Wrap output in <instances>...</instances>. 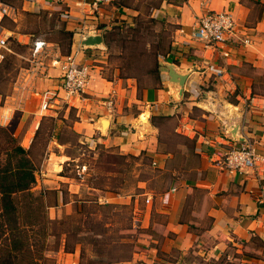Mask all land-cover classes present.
<instances>
[{
    "label": "crops",
    "instance_id": "0c3cea01",
    "mask_svg": "<svg viewBox=\"0 0 264 264\" xmlns=\"http://www.w3.org/2000/svg\"><path fill=\"white\" fill-rule=\"evenodd\" d=\"M20 2L23 11L55 13L65 29L73 32L70 55L91 67L83 98L63 108V119L69 120L71 113L75 116L69 127L74 144L96 143L103 150L99 157H133L140 162L136 165L157 173L159 186L155 183V188L146 190V182L139 184L142 193L133 196L134 206H130L132 229L140 230L136 250L130 260L114 264H264V210L258 204L264 190V162L254 171L235 174L226 173L219 162L231 149L247 145L264 158V88L260 87L264 85L260 79L264 76V0H162L152 17L169 24L171 49L159 59L161 83L147 85L139 95L135 79H120L117 71H108L103 43L80 48L81 21L88 29L83 31L84 39L101 36L117 21L128 22V16L135 15L130 9L111 3L94 11L78 0ZM205 10L227 12L235 20L234 33L227 41L228 60L219 59L193 37L195 20ZM15 14L13 9L7 16ZM246 38L251 44L242 46ZM37 40L45 43L40 54L44 62L38 67L33 63L20 73L12 92L0 96V126L11 127L14 133L27 122L38 129L42 118H53L55 128L60 129L61 120L54 116L63 105L58 83L67 56L60 55L58 45ZM22 43L30 40L24 38ZM170 66L185 76L183 87L170 81ZM209 66L221 73H211ZM111 93L114 107L109 113L102 101ZM43 103L49 104L48 111L41 110ZM14 115L17 124L11 126ZM105 119L109 122L106 129L102 126ZM169 123L172 128L167 131ZM54 134L49 143L57 153L49 154L42 171V186L52 196L47 204L49 219L72 213V204L64 200L60 186L69 197L77 198L75 202L122 204L119 193L85 185L84 179L63 173L72 158L67 154L68 144L59 132ZM101 162L98 170L117 174V169L104 170ZM84 194L95 197L81 198ZM140 196L145 203L149 200L144 210L137 207ZM151 196L156 197L154 202ZM77 248L66 253L59 245L45 256L54 264L57 255L63 254L59 262L72 256V264H79Z\"/></svg>",
    "mask_w": 264,
    "mask_h": 264
},
{
    "label": "trees",
    "instance_id": "16d2710c",
    "mask_svg": "<svg viewBox=\"0 0 264 264\" xmlns=\"http://www.w3.org/2000/svg\"><path fill=\"white\" fill-rule=\"evenodd\" d=\"M8 1L0 0L5 5H9ZM116 5L118 8L130 9L123 0L116 2ZM134 11L139 12L138 9ZM156 22L163 24L152 18L150 14L137 13L133 17V24L127 25L126 34H122L123 28L120 26L104 31L102 36L107 51L112 45L120 50L118 55L120 64L115 67V71L120 79L137 81L138 95L147 86L141 85L142 79L152 81L154 87L161 83L159 59L164 58L171 49V39L168 41L161 33H154L153 27ZM58 33L62 40H68L65 53L59 45L60 54L63 57L68 56L72 46L73 32L67 31L62 24ZM17 46L24 47L19 44ZM11 70L12 63L4 55L0 62V96L2 98L9 90L7 74ZM43 120H49L55 129L53 118H43ZM42 123L35 133L34 140L41 130ZM53 134H49L46 138V145ZM31 150V147L27 150L21 145L13 128L0 126V264H54L45 256L46 251H56L60 245L58 244L56 249H49L47 238L56 237L50 232L51 227L53 229L56 226H63L72 218L74 226L64 232L63 251L72 253L75 246H79V264H114L130 260L136 250L135 240L131 238L127 241L125 239L129 236L119 233L115 240L110 241L109 238L104 237L106 224L102 221L93 222L90 219V215L116 206L100 205L96 201L77 200L72 214L74 216L82 214L84 220L81 217H72V214L59 221L48 218L44 203L31 193L36 186V168L31 158ZM131 221L130 226L122 227L121 225L120 232L133 231ZM82 228L90 232L89 235L77 237V231ZM134 231L140 233L138 228ZM86 246L90 247L89 251Z\"/></svg>",
    "mask_w": 264,
    "mask_h": 264
},
{
    "label": "rangeland",
    "instance_id": "374dc122",
    "mask_svg": "<svg viewBox=\"0 0 264 264\" xmlns=\"http://www.w3.org/2000/svg\"><path fill=\"white\" fill-rule=\"evenodd\" d=\"M120 0H114V5H116V2L118 3ZM125 3L130 7V11H132L131 14H135L133 16H128V22L124 21H117L114 25H111L109 29H104L101 33V36H103L104 31H109L112 29H116L117 27H122V34H126V28L127 25L133 24V17L137 15V13L141 14H150L152 16V12L154 10H157L161 4L162 0H123ZM172 1V0H169ZM9 6L16 11L15 17H9V16H2L0 14V28L3 29V33H6L8 36L7 41V50H0V55L2 57L7 58L12 63V70L7 74L9 77L8 80V93L9 95L12 92L13 85L18 78L19 74L24 72L27 69H31V66L36 64V62H44L43 55L38 56L34 58L30 52V44L35 39L44 40L51 44L60 45L62 52L65 53L67 50V44L68 40H62L61 36L58 33V30L62 26V21L60 18L55 14L52 13L50 15L45 14L44 12L39 13H33V12H27L22 10V4L20 0H9L8 1ZM134 9H138L139 12L134 11ZM153 16L152 18H154ZM155 19V18H154ZM154 33L158 34L161 33L166 40L169 41L171 39V28L169 27L168 23H158L153 27ZM29 39L30 43L23 44V39ZM156 39V38H154ZM17 44L24 46V47H18ZM105 47V46H104ZM54 49V48H53ZM48 52H51L52 54V47L48 48ZM60 52V49H59ZM106 52V61L108 62L107 69L108 71H114L116 70L115 67H117L120 64V60L118 59V55L120 50L112 45V47L109 49V51L105 50ZM43 53V51H42ZM61 55V54H60ZM34 60V62H33ZM46 62V60H45ZM36 67V65L34 66ZM248 70V68H246ZM261 80L264 82V76L261 77ZM141 85H153L152 81L148 79H142ZM261 88H264V85H261ZM6 95V96H7ZM64 105H60V110L56 113L54 117H57L58 120H61V123L59 124L57 130V127L53 129V123H50L49 120H41L42 127L39 131L36 139L34 140L35 132L37 129H34V126H29L28 122L25 127L21 128L19 131V128H15V136L19 138V141L21 145L25 149H30L31 147V158L35 164L36 168V176L38 177V181H36V186L31 190V193L39 197L40 201L44 203L46 206L45 212L48 216V205L49 202L52 200V196L49 194V192L45 189L42 178L44 177V174L42 175V171L45 169L46 160L51 152L57 153V149L55 146H52V144L47 143L46 145V138H48L49 134H53L56 132H59V135L61 136V139L65 140V143L67 145V154L72 158L71 161L68 160V166H63V173L67 176H74L78 181L80 178L84 179V184H90L96 187H99L104 190H108L109 192H116L121 195L124 199L122 200V204H118L116 207L112 208H105L100 213L96 212L95 214L90 215V219L93 222H99L102 221L106 224V233L104 235L105 238H109L110 241L115 240L119 233L121 235L129 236V238H126L125 240L130 241L132 240L136 241V232L135 231H123L120 232L121 225L124 226H130V220H132L133 212L131 210L130 206H134L135 201V195L141 194L142 189L138 187L139 184L142 182H146V190H149L150 188H155L159 186V181L156 179L155 172L150 171L146 166L144 165H136L137 161L133 157H126V156H109L104 155L99 157L101 153H103V150L100 148L99 145L96 143L94 145L87 144V146H81L77 147V145L74 144V136L71 133L70 125L71 121L75 118L74 113H71L69 115V120L63 119L62 115L64 114L63 109ZM63 112V113H62ZM18 116L14 115L11 118V126H14L17 124ZM16 122V123H15ZM167 124H165L166 126ZM172 128V124L169 123L167 126V131H170ZM106 129V128H105ZM55 135V134H54ZM31 139V143L27 145L29 138ZM53 150V151H52ZM102 161V162H101ZM102 163L104 170L108 169H117V174H107L104 171L98 170L100 165L99 163ZM112 163L115 166L109 167V164ZM138 163H140L138 161ZM137 163V164H138ZM82 166L86 167V171L84 174H81ZM98 170V171H97ZM98 173V174H95ZM89 174V176L87 175ZM82 176V177H80ZM142 186V185H141ZM60 191L64 194V200L67 203L72 204V212L74 208V202L77 198H71L68 196L67 190L63 186H60ZM94 195H87L84 194L81 196V198H89L93 199ZM152 202L156 200V197L151 196ZM48 201V202H46ZM137 207L139 210H144L146 207L145 203V197H139L138 198ZM114 205V204H111ZM123 207V208H121ZM130 210V211H129ZM72 214V213H71ZM65 216L64 214H61L56 218V220H62ZM72 217H77L82 220H84V216L82 214ZM49 218V216H48ZM73 218L70 220V222H65L63 226H56L51 230L50 232L55 234L56 237H49L47 238V243L49 245V249H56L57 245L60 244V249L63 246L64 232L66 230H70L74 225ZM90 232H87L86 229H80V231H77V237L78 236H85L89 235ZM30 234V233H29ZM59 246V245H58ZM76 249L77 246L75 247ZM87 251L90 250V247L86 246ZM59 252V251H58ZM46 253V252H45ZM52 253V252H49ZM57 254V253H54ZM53 254V255H54ZM79 254V251H78ZM52 255V254H51ZM63 257V254L60 256H55L56 264L60 261V259ZM69 259L62 260L59 262V264H72L71 258L72 256H68ZM74 257V256H73ZM75 259V258H73ZM58 261V262H57Z\"/></svg>",
    "mask_w": 264,
    "mask_h": 264
},
{
    "label": "built area",
    "instance_id": "2783aa9c",
    "mask_svg": "<svg viewBox=\"0 0 264 264\" xmlns=\"http://www.w3.org/2000/svg\"><path fill=\"white\" fill-rule=\"evenodd\" d=\"M31 3L37 4L39 1H56V0H29ZM114 0H78L82 5H88L92 10L96 11L99 7L113 3ZM0 12L2 16L9 15L13 12V9L0 2ZM81 28L79 33L82 35V39L86 36L83 31L86 29L84 22L81 21ZM235 20L230 13L216 12L211 10H205L195 20L193 26V37L201 42L206 49H210L213 53H216L221 60H228L231 58L230 51L227 48L228 37L233 35L235 30ZM86 33V32H85ZM8 36L3 33V29L0 28V50H7ZM251 44L249 38L242 41V46H248ZM45 46L42 41H34L32 48V56L38 57ZM81 49L84 47H80ZM3 57L0 55V62ZM41 62H36L38 67ZM209 71L213 74H220L221 71L213 66H209ZM91 80V67L89 65L77 63L75 60V54L68 55L64 59V66L62 74L59 78V92H61L60 100L63 105H68L70 102L78 99H82L86 93V89ZM103 106L111 113L114 107V96L111 93L103 101ZM49 104L43 103L41 106L42 111H48ZM221 168L228 174L245 173L248 170H256L261 162H264V158L261 157L253 147L247 145L240 148L231 149L224 157L219 161ZM82 173L86 171V167L82 166ZM146 203L149 200L146 199ZM258 204L264 210V190L262 195L258 199Z\"/></svg>",
    "mask_w": 264,
    "mask_h": 264
},
{
    "label": "water",
    "instance_id": "95a60500",
    "mask_svg": "<svg viewBox=\"0 0 264 264\" xmlns=\"http://www.w3.org/2000/svg\"><path fill=\"white\" fill-rule=\"evenodd\" d=\"M103 43V38L101 36H92L86 37L82 40V47H90L94 45H101ZM168 76L170 77V81L178 83L180 87H183V83L185 80V76L178 75L173 71L172 66L169 67ZM105 120L102 121V126L104 127Z\"/></svg>",
    "mask_w": 264,
    "mask_h": 264
},
{
    "label": "bare ground",
    "instance_id": "6f19581e",
    "mask_svg": "<svg viewBox=\"0 0 264 264\" xmlns=\"http://www.w3.org/2000/svg\"><path fill=\"white\" fill-rule=\"evenodd\" d=\"M141 119H142V122H146V118H143V117H142ZM108 125H109V122L105 119L104 127H103V128H104V129L107 128ZM146 126H147V125H146ZM152 131H153V130H152ZM150 132H151V129H150Z\"/></svg>",
    "mask_w": 264,
    "mask_h": 264
}]
</instances>
